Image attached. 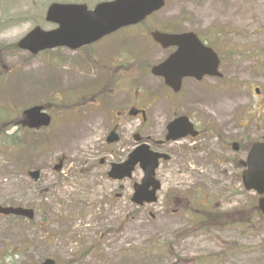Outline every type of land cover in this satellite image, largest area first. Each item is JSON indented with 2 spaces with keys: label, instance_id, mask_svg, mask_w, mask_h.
Listing matches in <instances>:
<instances>
[{
  "label": "rangeland",
  "instance_id": "rangeland-1",
  "mask_svg": "<svg viewBox=\"0 0 264 264\" xmlns=\"http://www.w3.org/2000/svg\"><path fill=\"white\" fill-rule=\"evenodd\" d=\"M227 3L177 13L203 21L204 27L190 28L209 37L220 32L216 47L224 76L187 80L176 96L187 113L208 119L211 128L216 123L201 152L206 167L186 162L181 168H159L158 201L138 206L130 194L141 170L117 183L105 177L106 168H81L105 124L62 119L42 132L20 130L18 144H12L10 134L20 129L14 123L22 112L53 99L57 103L59 91L71 94L79 65L61 62L57 51L15 52L12 44L33 26L31 0H0V205L36 209L33 220L0 215V264H35L47 257L60 264H264L259 195L242 183L247 151L231 146L242 137L245 145L264 141V0ZM11 15L16 21L6 22ZM145 128L156 137L158 126ZM63 155L64 167L54 170ZM215 156H225L224 168L207 163ZM30 169L42 171L39 180L28 175ZM200 209L213 214L200 221ZM220 211L233 222L221 224Z\"/></svg>",
  "mask_w": 264,
  "mask_h": 264
},
{
  "label": "flooded vegetation",
  "instance_id": "flooded-vegetation-1",
  "mask_svg": "<svg viewBox=\"0 0 264 264\" xmlns=\"http://www.w3.org/2000/svg\"><path fill=\"white\" fill-rule=\"evenodd\" d=\"M113 1L115 0H31L32 11H28L29 21L33 25L31 29L36 27L45 30L60 29L65 37L63 33L65 27L84 28L85 25H89L91 11L103 3ZM227 1L125 0L122 10L132 20L99 39L84 41L86 38L81 34L76 37V42H82L78 47L58 45L38 53L15 46V52L21 50L32 56L49 55L57 51L61 62L70 60L79 65L75 72L77 84L71 94L64 90L59 91L61 99L53 103L57 104L56 106L53 104L47 106V110L52 116V125L62 119L107 125L104 134L89 145L90 157L81 168H106L108 175L114 163L123 162L131 151L140 147L144 155L142 161L135 165V174L146 167L145 155L149 151L146 145L153 151L163 154L158 160L157 168H181L186 162L193 168L206 167V158L201 152L208 147V143L204 142L206 133L209 132L208 119L195 118L179 107L176 102L177 92L166 83L163 76L155 75L152 70L155 65L166 61L177 50L176 45L165 47V43H169L165 38L168 35L189 32L195 34L203 44H219V31L215 32L213 37H209L205 31L190 28L191 24L195 25L194 28L204 27L203 21L192 22L193 19L178 17L177 13L194 12L220 5L224 7L228 4ZM56 4L64 5L66 8L59 10L57 15H49L50 8ZM39 5H42V8L37 12ZM11 17L8 20L2 17V20L9 23L16 21L13 15ZM134 46H139L138 53L132 52ZM187 80L199 82L194 78H184L182 89ZM61 81L65 82L63 79ZM66 98L69 101H66ZM54 109L57 111H53ZM67 111L70 117L65 118ZM180 115L188 116L193 128L199 133L196 136L188 135L178 140H168V124ZM133 125L135 126L131 129ZM145 125L158 126L156 137L146 134ZM113 137L118 139L113 142ZM184 142L189 144L184 145ZM189 152H194V156L189 157ZM192 158H196L193 159L195 164L190 163ZM224 159L225 156H215L207 163L224 168L222 166ZM65 160L66 156L64 162ZM241 168H244L243 162ZM157 177L160 179L161 175L157 173ZM110 180L119 183L125 179ZM134 183L131 184L133 189ZM122 187L125 191V186ZM121 195L117 193V196ZM132 198L133 195L130 194V200Z\"/></svg>",
  "mask_w": 264,
  "mask_h": 264
},
{
  "label": "water",
  "instance_id": "water-1",
  "mask_svg": "<svg viewBox=\"0 0 264 264\" xmlns=\"http://www.w3.org/2000/svg\"><path fill=\"white\" fill-rule=\"evenodd\" d=\"M62 7L56 5L50 10L51 15H57ZM106 20L98 18L97 21L93 20V23L89 21L84 28L80 27H65L63 33L65 37L61 34V30H55L51 33H44L41 29L36 28L26 37L20 41V46L23 48H33L37 51L40 48L53 47L58 44L64 43L70 46H77L74 43L76 37L81 35L83 31L84 37H89L90 39L98 38L103 35L111 25L112 22L117 20L114 16L106 17ZM92 20V18H91ZM117 26L111 27L115 28ZM93 36V38H91ZM191 35L180 36L183 39L174 40L175 44L179 45V50L170 57L163 65H158L154 67V73L158 75H164L168 84H170L175 91H179L181 88L182 79L185 76H195L201 79L205 74L217 75V67L219 60L217 55L211 48L202 46L200 43L185 42L186 37ZM259 92V89H257ZM23 123L31 128H41L43 126L49 125L51 121L50 115L43 110L42 105H35L27 108L24 111ZM185 118L179 117L169 125L171 136L174 139L184 136L190 132L188 127H185ZM117 138H113L115 140ZM235 149H238V143H234ZM139 152L135 151L130 159L120 165H116L112 168L110 175L113 178L122 179L125 176H130L134 168L131 165L137 163L139 159ZM138 155V156H137ZM150 158V157H149ZM149 167L144 168L145 178L142 184L136 185V195L139 198L136 199L137 202L143 203L144 201L152 202L157 199L155 193L159 188L160 183L155 179V171L157 167V157H151L149 161ZM56 169H60L61 164L56 166ZM40 170H31L29 174L38 180L40 176ZM243 184L248 190H255L261 195L259 199L260 208L264 212V141H256L249 152L247 158V168L243 171ZM153 189L149 190L150 186ZM139 199V200H138ZM1 214H14L19 216H25L28 218H34L35 212L32 208H27L23 206H3L0 205ZM39 264H55V260L47 258Z\"/></svg>",
  "mask_w": 264,
  "mask_h": 264
}]
</instances>
